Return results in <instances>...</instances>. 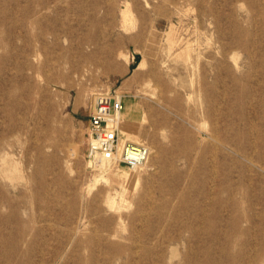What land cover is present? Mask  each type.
<instances>
[{"label": "rangeland", "instance_id": "obj_1", "mask_svg": "<svg viewBox=\"0 0 264 264\" xmlns=\"http://www.w3.org/2000/svg\"><path fill=\"white\" fill-rule=\"evenodd\" d=\"M0 264H264V0H0Z\"/></svg>", "mask_w": 264, "mask_h": 264}, {"label": "built area", "instance_id": "obj_2", "mask_svg": "<svg viewBox=\"0 0 264 264\" xmlns=\"http://www.w3.org/2000/svg\"><path fill=\"white\" fill-rule=\"evenodd\" d=\"M125 109L124 96L116 90H98L94 93L86 152L93 166H125L136 169L147 164L151 148L128 136L124 128Z\"/></svg>", "mask_w": 264, "mask_h": 264}, {"label": "bare ground", "instance_id": "obj_3", "mask_svg": "<svg viewBox=\"0 0 264 264\" xmlns=\"http://www.w3.org/2000/svg\"><path fill=\"white\" fill-rule=\"evenodd\" d=\"M128 12H129V11H128V9H127L124 13H125V14H128ZM144 61H145V59H144ZM145 63H146V62H145ZM143 65H144V62L141 63L139 67H141V66H143ZM124 113H125V111H124ZM124 113H123V117H124ZM155 153H156V152H155ZM136 169H137V168H136ZM106 171H107V167L105 166V167H104V170L102 171L103 174H100L99 176H97V177H96V181H100V180H102L103 178L105 179V177H106L105 172H106ZM96 181H95V182H96Z\"/></svg>", "mask_w": 264, "mask_h": 264}]
</instances>
